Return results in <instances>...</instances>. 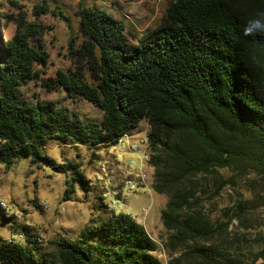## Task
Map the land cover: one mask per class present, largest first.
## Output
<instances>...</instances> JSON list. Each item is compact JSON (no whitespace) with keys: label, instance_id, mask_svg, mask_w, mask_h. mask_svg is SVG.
Wrapping results in <instances>:
<instances>
[{"label":"trees","instance_id":"trees-1","mask_svg":"<svg viewBox=\"0 0 264 264\" xmlns=\"http://www.w3.org/2000/svg\"><path fill=\"white\" fill-rule=\"evenodd\" d=\"M32 11L68 21L49 0ZM75 13L80 43L74 48L69 39L68 52L80 65L58 68L42 83L85 98L102 118L84 121L53 101L23 97L22 87L47 65L49 53L31 43L42 26L21 10L13 35L0 36V163L10 169L17 157L51 161L42 151L50 139L83 144L95 157L147 118L152 189L167 197L161 222L169 257L162 260L144 225L109 208L99 192L88 221L75 235L59 233L47 250L35 237L14 243L0 237V264H256L240 254L229 230L244 204L226 220L212 219L201 209L200 179L221 176L220 170L264 176V0H171L136 42L124 20L96 0H80ZM54 168L69 171L64 200L77 185L85 192L94 187L80 162ZM0 217L8 219L2 209ZM256 255L264 264V245Z\"/></svg>","mask_w":264,"mask_h":264},{"label":"rangeland","instance_id":"rangeland-1","mask_svg":"<svg viewBox=\"0 0 264 264\" xmlns=\"http://www.w3.org/2000/svg\"><path fill=\"white\" fill-rule=\"evenodd\" d=\"M40 1L18 0L22 5L18 8L10 0H0L1 38L9 39L13 35L15 18L22 10L28 21L42 26L41 34L31 37V43L41 45L49 53L47 65L22 87L23 97L28 101H53L69 115L76 114L84 121L99 122L102 114L97 106L81 96L73 98L62 89H50L42 83L58 68L74 70L80 65L68 52L69 39L74 40V48L80 43L75 13L80 0H49L53 9L56 5L62 8L68 21L53 11L35 15L33 5ZM96 1L124 20L132 42L137 41L135 36L154 28L171 3V0ZM148 130L147 118H143L115 145L96 150L95 157L83 144L64 145L50 139L42 151L51 161L17 157L10 169L0 163V201L5 200L9 206L5 215L8 221L0 217V237L6 238L18 231L29 237L41 234L39 246L41 250H47L49 242L59 233L63 236L76 234L79 226L90 218L99 192H104L109 208L126 212L144 225L158 246V256L166 262L169 256L162 244L168 232L161 222V210L167 197L152 189L153 168L147 163L145 141ZM68 161L80 162L81 169L95 188L85 192L77 185L72 199L64 200L69 171H57L54 164ZM220 174L200 179L202 189L206 190L201 209L212 219L223 221L227 219V213L233 215L235 210L231 208L244 204L239 219H233L229 230L236 233L240 254L256 260V264H263L256 254L264 245V176L251 171L236 174L231 170H220ZM247 199L252 200L249 207L244 203Z\"/></svg>","mask_w":264,"mask_h":264},{"label":"built area","instance_id":"built-area-1","mask_svg":"<svg viewBox=\"0 0 264 264\" xmlns=\"http://www.w3.org/2000/svg\"><path fill=\"white\" fill-rule=\"evenodd\" d=\"M128 183H130V181H128ZM0 208L4 211V214L7 215V211L9 210V206L7 205L5 200H1L0 201ZM144 212H146V210H144ZM19 217V215H18ZM24 238V233L22 231H18L17 233L7 236L5 239L8 243H14L16 241H21ZM36 240L40 243L42 242V235H38L35 237Z\"/></svg>","mask_w":264,"mask_h":264},{"label":"water","instance_id":"water-1","mask_svg":"<svg viewBox=\"0 0 264 264\" xmlns=\"http://www.w3.org/2000/svg\"><path fill=\"white\" fill-rule=\"evenodd\" d=\"M260 260H262V259L260 258Z\"/></svg>","mask_w":264,"mask_h":264}]
</instances>
